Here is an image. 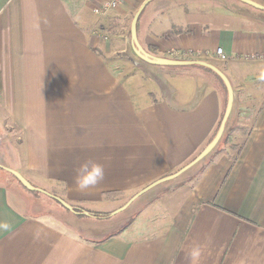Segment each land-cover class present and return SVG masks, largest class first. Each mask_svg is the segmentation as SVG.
I'll use <instances>...</instances> for the list:
<instances>
[{
  "label": "crops",
  "instance_id": "obj_1",
  "mask_svg": "<svg viewBox=\"0 0 264 264\" xmlns=\"http://www.w3.org/2000/svg\"><path fill=\"white\" fill-rule=\"evenodd\" d=\"M105 1L0 0V170L9 165L38 190L97 211L112 203L108 194L133 197L190 164L223 107L210 74L131 56V23L147 0L94 13ZM247 1L258 7L152 0L137 20L145 52L217 61L231 85L227 140L189 169L197 173L151 187L122 222L115 216L129 207L98 224L74 220V229L0 182V264H191L194 242L199 264H264V62L249 60L264 52V0ZM84 160L105 176L80 191L73 177Z\"/></svg>",
  "mask_w": 264,
  "mask_h": 264
},
{
  "label": "rangeland",
  "instance_id": "obj_2",
  "mask_svg": "<svg viewBox=\"0 0 264 264\" xmlns=\"http://www.w3.org/2000/svg\"><path fill=\"white\" fill-rule=\"evenodd\" d=\"M131 56L134 57L140 63H142V65H144V66H147L148 65V64H145L144 62H142L134 54L133 51H132V55ZM169 59L175 60L174 58H169ZM186 59H187L186 61L189 60V61L208 62L210 64H213L216 67L220 66V63H218L217 61H213V60L199 59L198 57H190V58H186ZM148 67H152V69H158V70L159 69H165V68L153 67V66H148ZM218 85H219V87H220V89L222 91V94H223V107H222V113H221V115H222L224 113L225 106H226V91L222 88V86H220L219 83H218ZM217 130H218V127H216V130H215L214 135L216 134ZM214 135H213V137H214ZM8 154L9 153H6V155H8ZM203 163H205V162H203ZM7 164H10V162L7 161ZM5 169L12 170V169H10L9 165H8L7 168H2V170H0V182H6V181L8 182L9 181V182H12L15 185H18L19 187H22L21 189L24 191V194L33 201L32 204L34 205L35 211H39L42 214L43 213L47 214L48 217H50V222L52 224L59 225L61 227L64 226L65 228L74 229L75 227L73 226V224H71V223H73L74 220L77 221V224L78 223H84V222H86L88 224H96V223L98 224L99 223V222H96L98 220L95 219V218H94L95 220L94 219H89V218H87L84 215H82V216L75 215L74 213L66 210L56 200H54L53 198H51V197H54V198L60 199V200L64 201L65 203H67L65 200L61 199L57 194L48 193V192H44V191L43 192L46 193V194H44V193L33 194V193L27 191ZM197 171H198V167L197 168H194L193 170H189L188 172H186V174L183 175V177L181 179L189 180V177L190 176L193 177L194 174L197 173ZM112 197H113L112 203H110V205L105 210H103V211L93 210L91 207H81V206H73V205H70L68 203L67 204L69 206H71L74 210L76 208L81 209L83 211L82 213H88V214H90V213H99V214L107 215V214H110L112 212L114 213L115 211H117L120 208H122L132 198V197H126V196L124 197V196H121V195L111 196V198ZM149 200H150V194L149 195L147 194L146 196L137 199L136 201H134L129 206V208L123 214H120V215L117 214L118 216H115V219H119V222H122L126 218H129V217L133 216V214L136 211H138L142 206H144ZM121 219H123V220H121ZM83 228H84L83 229V231H84L86 228L84 226H83ZM88 228H89L88 231H91V232H96L94 229H96L97 231H99V228L97 226L96 227H88Z\"/></svg>",
  "mask_w": 264,
  "mask_h": 264
},
{
  "label": "water",
  "instance_id": "obj_3",
  "mask_svg": "<svg viewBox=\"0 0 264 264\" xmlns=\"http://www.w3.org/2000/svg\"><path fill=\"white\" fill-rule=\"evenodd\" d=\"M152 0H147L144 5L139 9V11L136 13V15L133 18V21L131 23L130 27V34H131V41H132V48L134 54L145 64L155 66V67H164V68H186V67H200L207 69L211 71L213 74H215L223 83L225 90H226V106L225 110L223 113V117L221 119L220 125L218 127V130L212 140L209 142V144L205 147V149L186 167H184L182 170H180L178 173L171 175L169 177L163 178L149 187L145 188L144 190L140 191L137 193L135 196H133L127 203L124 205L122 208L119 210L115 211L112 213L110 216H114L116 214L121 213L125 209H127L134 200L142 196L144 193H146L151 187H154L157 184L165 183L171 180L176 179L179 177L182 173L193 167L195 164L200 162L202 159H204L206 156H208L214 149L218 146L219 142L221 141L224 131L226 128V124L228 122L232 106H233V91L231 88V85L226 78V76L213 64L207 63V62H199V61H182V60H173V59H167V58H161V57H154L147 52H145L142 47L140 46L138 40H137V35H136V25H137V20L140 15L141 10L144 8L146 4L151 2ZM244 3H247L249 5L256 6L255 4L247 1V0H240ZM8 173H10L22 186L29 192H39V193H44L43 191L38 190L37 188L33 187L30 183H28L20 174H18L15 171L5 169ZM46 194V193H44ZM54 200H56L60 205H62L66 210L74 213L75 215H79V213L75 212V210L69 206L67 203L64 201L51 197ZM81 215H84L86 217H91L90 214L88 213H82Z\"/></svg>",
  "mask_w": 264,
  "mask_h": 264
},
{
  "label": "clouds",
  "instance_id": "obj_4",
  "mask_svg": "<svg viewBox=\"0 0 264 264\" xmlns=\"http://www.w3.org/2000/svg\"><path fill=\"white\" fill-rule=\"evenodd\" d=\"M104 7L107 9L111 7V4L105 3ZM104 176L105 168L102 164L92 160H84L76 167L73 180L78 190L86 191L99 185L104 180ZM187 255L191 264H199L203 255V246L194 242Z\"/></svg>",
  "mask_w": 264,
  "mask_h": 264
},
{
  "label": "trees",
  "instance_id": "obj_5",
  "mask_svg": "<svg viewBox=\"0 0 264 264\" xmlns=\"http://www.w3.org/2000/svg\"><path fill=\"white\" fill-rule=\"evenodd\" d=\"M149 53H150L152 56H154V57L157 55V54H156V49H155V48H150V49H149ZM196 68H198V69H200V70H202V71H204V72L210 74L211 76H213V77L216 79V81L220 84V86H222V88L225 90V87H224L222 81H221V80H220L215 74H213L211 71H209V70H207V69H204V68H200V67H196ZM225 91H226V90H225ZM222 117H223V114L220 116V121H219L217 127H219ZM226 140H227L226 136H223L222 139H221V141L219 142L220 144H219V146L217 147V150L219 149V147H220L223 143L226 142ZM31 193H33V194H38L39 192H31ZM116 195H118V194H117V193H110V194H108V196H110V197H111V196H116ZM75 212L79 213V216H82L81 214H82L83 211H82L81 209L76 208V209H75ZM90 215H91V217H93V218H95V219H97V220H106V219L110 218V214L103 215V214H99V213H90Z\"/></svg>",
  "mask_w": 264,
  "mask_h": 264
},
{
  "label": "built area",
  "instance_id": "obj_6",
  "mask_svg": "<svg viewBox=\"0 0 264 264\" xmlns=\"http://www.w3.org/2000/svg\"><path fill=\"white\" fill-rule=\"evenodd\" d=\"M124 0H106L102 5H100L99 7L94 9V13L96 14H100V15H106L107 13H109L110 11L116 9ZM105 3H110L111 7L109 8H105L104 5ZM217 58L221 61H225V56L221 53V49H217ZM250 61H262L264 62V52L261 53L260 55L257 56H251L249 57Z\"/></svg>",
  "mask_w": 264,
  "mask_h": 264
}]
</instances>
